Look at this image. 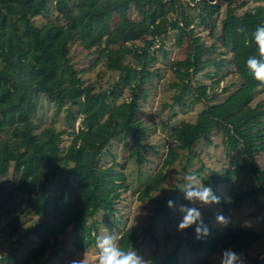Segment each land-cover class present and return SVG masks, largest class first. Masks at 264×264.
Listing matches in <instances>:
<instances>
[{
  "label": "trees",
  "instance_id": "obj_1",
  "mask_svg": "<svg viewBox=\"0 0 264 264\" xmlns=\"http://www.w3.org/2000/svg\"><path fill=\"white\" fill-rule=\"evenodd\" d=\"M38 17L45 21L42 26L35 25ZM261 24L264 0H0V219L17 206L40 218L28 228L26 256L17 264L63 262L61 254L67 253L63 239L68 231L74 238V254L96 249L100 224L107 230L104 234L115 236L125 251L149 245L155 241L158 224L169 227L178 220V213L166 206L173 196L158 193L167 180V170L182 160L187 167L197 161L199 168L190 174L212 189L232 183L238 174L253 180L244 190L228 191L217 206L240 209L242 203H256L264 219V169L257 161L264 154V100L255 103L264 87L246 70L247 58H258L251 40ZM206 32L208 45L202 36ZM171 33L177 48L188 42L181 59L169 60L166 55ZM77 41L86 52H97L94 65L102 62L116 75L106 89L84 83L71 64L69 48ZM157 64L172 75L173 101L180 104L182 95L188 93L204 107L194 122L183 120L172 126L169 123L175 115L169 118L165 156L135 195L140 204L151 205L152 220L141 232L133 226L119 231L116 208L122 194L130 192L126 161L142 166L147 162L145 152L151 149L143 141L144 126L136 113L148 99ZM208 68L215 75L231 68L240 82L220 102L216 93L208 96L219 80L208 86L192 83ZM118 89L128 96L119 99ZM43 98L59 110L66 107L71 129L75 118L81 121L77 132H67L71 166L61 163L60 142L65 132L53 127L37 132L33 123ZM213 131L221 138L228 163L207 169L203 175L206 167L196 147L201 140L209 143ZM117 139L131 140L127 159L111 157L110 165H101L106 149ZM182 190L177 191L181 204H187ZM8 203L14 208H8ZM97 215H101L100 224L93 221ZM204 222L210 230L206 238L195 239V226L188 228L175 238V250L166 260L152 258V264H181V256L186 260L184 253L201 257L229 248L243 253L250 264H264V244L256 256L248 252L262 233L233 223L220 230L207 219ZM20 226L17 216L7 224L12 234ZM200 257L184 264H197Z\"/></svg>",
  "mask_w": 264,
  "mask_h": 264
},
{
  "label": "rangeland",
  "instance_id": "obj_2",
  "mask_svg": "<svg viewBox=\"0 0 264 264\" xmlns=\"http://www.w3.org/2000/svg\"><path fill=\"white\" fill-rule=\"evenodd\" d=\"M222 15L223 13L221 16ZM131 16L133 18H137L134 17L133 12H131ZM34 22L36 26H42L45 21L42 17H38L34 19ZM206 34L207 32L202 33V36L205 43L208 45L209 39ZM187 43L188 42L186 40L181 48H177L175 46L173 34H169L168 41L166 42V55L169 60L183 58L186 53ZM158 55L159 53H157V56ZM215 56L219 57L217 54ZM69 59L71 64L80 72V77L84 83H94L95 87L99 90L106 89L113 82V80L116 79V75L107 70L106 67L102 65V62L94 65L97 59V52H86L81 48L78 41L70 46ZM154 67L158 70L155 71L153 83L148 86V99L139 104V109L136 113V118L143 123L144 126L143 141L147 143L148 147H151V149L149 148L145 152L147 162L142 166L135 165L132 160L126 161V169L124 170V173L126 175V182L129 186L130 192L122 194V198L116 208L115 216L118 219L117 223L119 231H124L133 226L141 232L152 220L153 211L151 205L140 204L136 200L135 195L139 191L143 190L147 178L156 171L161 163V160L165 156V146L167 145L166 142L169 137V133L167 132L165 125L168 123L169 118L175 115V118H173L169 123V125L172 126L183 120L194 122L197 114L204 107L203 104L198 102L193 95L188 93L182 95V101L180 104L173 101L172 96L176 93V90L170 86L173 81L170 71L167 67H163L159 64ZM207 73H211V76L206 77L205 74ZM216 80H219V84L213 86V91L209 89L208 96L216 93L217 102L224 100L240 84L238 78L232 73L231 68H223L218 75H215L214 69L208 68L197 75L193 79L192 83L205 84L208 86L212 85ZM116 93L120 96L119 99H123L128 96V92L121 89H118ZM119 99L117 102H119ZM260 100H264V93L256 97L255 103ZM65 109L66 107L59 110L53 103H50L46 98H43L42 108L37 111L32 120L34 125L37 127V132L47 127H53L59 132H65L61 137L60 142L61 163L62 165L71 166L72 163L69 161L67 151L70 144V136L67 135V132H77L81 127V121L78 117L75 118V120H73L74 124H72L73 129H71V123H67L66 121ZM75 112L76 108L72 107V113H74V115H76ZM211 136V141L209 143L201 140L196 147V150L199 151V159H201L206 167L203 175L208 174L207 169H218L222 162L228 163V160H226L221 149V138L217 137L215 132L212 133ZM130 146V139L124 141L121 140L120 142L119 139L112 140L106 149V151H108L105 156L101 158V165H110L112 159L111 157H114L118 161H125L127 159L128 149ZM257 161L259 166L264 169V154L258 156ZM182 167H185V170H183ZM198 168L199 165L197 161L194 165H190L189 167L186 166L183 160L176 163L175 166L167 170V180L158 195L173 196L177 205L181 204L180 192L177 191L180 188L183 189V177L185 175H191V170L193 172ZM8 177L11 180L14 178L13 174L10 172ZM253 184V180L243 179L238 174L233 176L232 183L222 184L216 189H213V191L219 197L226 198L228 191H238L240 189L244 190ZM13 206L14 204L8 203V208H14ZM257 206L258 204L256 203L246 202L242 203L240 209H233L230 206L222 209L219 206H215L212 208L202 209V212L203 218L207 219L210 224L217 229L226 230L229 225L233 223L239 227L247 228L257 233H262L261 239L253 244L248 251L249 254L254 257L261 251L264 244V219H262L260 214L256 211ZM217 212H222L226 217L231 218V223L227 227H222L215 223ZM16 216L18 217L21 226L12 234L9 227L7 228V224L9 225L10 221ZM178 216V220L175 221L174 226L170 225L168 227L158 224L155 230V241L151 242L149 245L143 244L142 246L137 247L136 250L138 253L144 256L146 260L151 261L152 258H154L158 262L165 261L166 257H168V255L175 250L174 248L177 245L175 238L178 237V235L183 236L185 232L177 230L178 224L181 220L180 214H178ZM101 220V215H97L93 221H97L100 224V222H102ZM39 221L40 218L27 212L24 206L15 207L7 217L0 219V264H17L25 258L26 254L23 253V250L28 247L26 242L28 228L36 225ZM246 222L250 226H243ZM98 227L100 231L99 238L107 235L104 234V232L107 233L104 226H101L100 224ZM63 240L66 241V245H64V247L67 251V253H63L65 255L61 254L64 261L52 264H68V261L74 256H83L84 264H97L98 249H90L86 253L74 254L71 247L74 238L70 231L66 232ZM181 251L184 252V249L182 248ZM221 252L222 250L219 249L210 256L208 253H204L201 257L199 254L197 256H193L184 253L186 260L183 256H181L180 263L184 264L188 260H191L192 262L194 257H200L201 260L196 262L197 264H219ZM45 258L46 256L40 258L39 261H43ZM194 260L196 261V259ZM246 264L250 263L246 261Z\"/></svg>",
  "mask_w": 264,
  "mask_h": 264
},
{
  "label": "clouds",
  "instance_id": "obj_3",
  "mask_svg": "<svg viewBox=\"0 0 264 264\" xmlns=\"http://www.w3.org/2000/svg\"><path fill=\"white\" fill-rule=\"evenodd\" d=\"M251 43H254L257 56H249L246 60V70L258 84L264 87V24L258 25L252 32ZM183 190L187 204H179L174 200H168L166 206L176 211L181 216L177 230L182 232L194 227L195 239L201 240L210 234L207 224L204 222L202 209L212 208L220 204V197L215 194L211 186H204L196 175L183 177ZM215 223L227 227L231 218L222 212H217ZM243 226H250L247 222ZM97 252V264H152L138 251L131 247L127 251L121 248L117 238L113 235H105L98 238L95 244ZM68 264H84L83 256H74ZM219 264H246L243 253H237L233 249H224L221 252Z\"/></svg>",
  "mask_w": 264,
  "mask_h": 264
}]
</instances>
